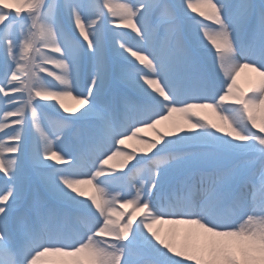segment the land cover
<instances>
[{
    "label": "snow or ice",
    "instance_id": "obj_1",
    "mask_svg": "<svg viewBox=\"0 0 264 264\" xmlns=\"http://www.w3.org/2000/svg\"><path fill=\"white\" fill-rule=\"evenodd\" d=\"M0 264H264V0H0Z\"/></svg>",
    "mask_w": 264,
    "mask_h": 264
},
{
    "label": "bare ground",
    "instance_id": "obj_2",
    "mask_svg": "<svg viewBox=\"0 0 264 264\" xmlns=\"http://www.w3.org/2000/svg\"><path fill=\"white\" fill-rule=\"evenodd\" d=\"M119 2H120V0H119ZM241 83H242V86H243L244 82L241 81ZM70 103H71V102H70ZM141 135L152 136L153 133L151 132V130H144V131L141 133ZM125 144H126V146H127L129 149H131V148H135V147H139V146H140L139 143L137 142V140H135V139H132V140L126 141Z\"/></svg>",
    "mask_w": 264,
    "mask_h": 264
},
{
    "label": "rangeland",
    "instance_id": "obj_3",
    "mask_svg": "<svg viewBox=\"0 0 264 264\" xmlns=\"http://www.w3.org/2000/svg\"><path fill=\"white\" fill-rule=\"evenodd\" d=\"M116 2H119V0H116Z\"/></svg>",
    "mask_w": 264,
    "mask_h": 264
}]
</instances>
